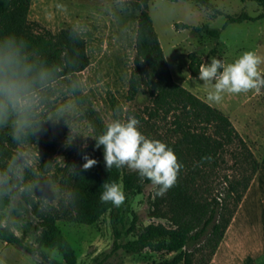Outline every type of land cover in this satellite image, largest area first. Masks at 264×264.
<instances>
[{
  "label": "trees",
  "instance_id": "1",
  "mask_svg": "<svg viewBox=\"0 0 264 264\" xmlns=\"http://www.w3.org/2000/svg\"><path fill=\"white\" fill-rule=\"evenodd\" d=\"M150 1L123 0L127 8L137 13L125 99L133 101L140 93L148 99L142 109H126L123 122L130 116L136 117L140 121L138 129L146 137L171 147L181 165L176 182L166 191L171 215L155 212V216L167 220L166 224L151 222L139 230L132 223L129 231H134L136 238L117 243L118 214L110 201H100L103 183L114 181L122 185L127 200L141 192L144 185L152 184L151 181L141 180L137 170L127 163L107 168L103 145L96 147L98 138L84 147L61 145L38 137L31 125L19 129L4 126L0 129V240L20 245L39 257L41 264H75V251L58 221L93 224L107 212L114 246L132 253L144 249L175 253L162 264H194V255L206 249L204 264H209L259 168V160L230 118L173 79L149 14ZM193 1L215 15L222 14L211 0ZM251 1L261 8L255 17L245 12L226 15L225 24L263 19L264 0ZM30 4L31 0H0V45L11 41L23 61L32 66L33 75L41 76L33 86L31 93H34L61 77L83 71L90 57L86 41L76 28L68 26L52 31L29 20ZM176 27L186 25L179 23ZM191 31L210 35L215 40L210 53L221 60L215 47L220 37L218 28L202 24L193 26ZM201 64V55L194 51L187 54L191 77H198ZM161 127L163 133H158ZM231 144L240 150L232 155L241 175L228 182L226 198L219 202L215 196L198 194L200 168H215ZM85 154L96 161L88 169L83 168ZM51 183L58 186L55 204L48 202ZM13 203L15 211L28 208L35 218L37 235L33 248L24 245L23 235H17L1 222V211ZM94 264H103V259L96 258Z\"/></svg>",
  "mask_w": 264,
  "mask_h": 264
},
{
  "label": "rangeland",
  "instance_id": "2",
  "mask_svg": "<svg viewBox=\"0 0 264 264\" xmlns=\"http://www.w3.org/2000/svg\"><path fill=\"white\" fill-rule=\"evenodd\" d=\"M211 1L222 14L215 15L193 0H151L149 14L173 79L222 110L258 159L264 152V88L241 93L225 92L219 103L209 102L210 86L189 75L187 54L196 52L202 56L203 63H209L214 57L210 51L215 40L206 32L191 31L193 26L208 25L220 30L216 55L225 64L233 62L245 51H253L261 61L258 70L264 73V18L225 24L226 15L245 12L255 17L261 8L251 0ZM136 18L137 13L127 8L123 0H31L28 19L52 31L68 26L76 28L86 41L90 63L83 71L61 77L31 93L28 111L7 109L0 115V129L31 125L42 139L84 147L103 135L114 121L123 122L126 109H142L148 103L145 94H138L133 101L125 99ZM179 23L186 27H176ZM163 130V127L159 128L158 133ZM239 151L235 144H231L215 168H200L198 194L215 196L219 202L226 198L228 182L241 175L239 164L234 162L232 155ZM156 190L157 186L146 184L141 192L115 207L119 231L117 243L136 238L134 231H129L132 223L136 230L151 222L166 224L167 220L155 216V212L171 215L168 195L165 192L157 196ZM58 195V186L51 183L48 202L55 204ZM15 207L13 203L1 211V222L17 235H23L24 245L33 248L37 235L35 218L28 208L15 211ZM57 225L75 251V264H94L96 258L103 259V264H162L175 255L174 252L150 249L132 253L114 246L110 212L93 224L62 220ZM47 251L56 254L54 250ZM206 255V249L194 255V264H204ZM35 257L20 245L0 240V264H41Z\"/></svg>",
  "mask_w": 264,
  "mask_h": 264
},
{
  "label": "clouds",
  "instance_id": "3",
  "mask_svg": "<svg viewBox=\"0 0 264 264\" xmlns=\"http://www.w3.org/2000/svg\"><path fill=\"white\" fill-rule=\"evenodd\" d=\"M260 62L255 52L245 51L228 64L215 57L209 63L201 64L198 79L210 86L207 94L209 102L219 103L225 92L241 93L264 88V74L258 70ZM33 71L11 41L0 45V115L9 108L14 111L30 109V93L35 82L41 79V76L33 75ZM139 124L140 121L134 116H130L126 122L114 121L98 137L96 147L103 145L107 168L127 163L137 170L141 180H150L154 186H158L155 195L162 196L176 182L181 165L177 163L171 147L146 137L138 129ZM83 160L84 169L96 163L86 154ZM102 187L101 202L110 201L116 207L124 202L122 185L113 181L103 183Z\"/></svg>",
  "mask_w": 264,
  "mask_h": 264
},
{
  "label": "crops",
  "instance_id": "4",
  "mask_svg": "<svg viewBox=\"0 0 264 264\" xmlns=\"http://www.w3.org/2000/svg\"><path fill=\"white\" fill-rule=\"evenodd\" d=\"M258 160L259 168L209 264H264V152Z\"/></svg>",
  "mask_w": 264,
  "mask_h": 264
},
{
  "label": "water",
  "instance_id": "5",
  "mask_svg": "<svg viewBox=\"0 0 264 264\" xmlns=\"http://www.w3.org/2000/svg\"><path fill=\"white\" fill-rule=\"evenodd\" d=\"M35 259L39 262L42 263V260L39 257H35Z\"/></svg>",
  "mask_w": 264,
  "mask_h": 264
}]
</instances>
